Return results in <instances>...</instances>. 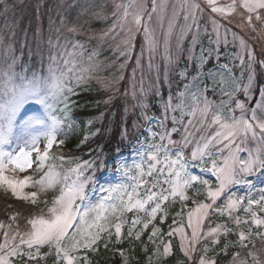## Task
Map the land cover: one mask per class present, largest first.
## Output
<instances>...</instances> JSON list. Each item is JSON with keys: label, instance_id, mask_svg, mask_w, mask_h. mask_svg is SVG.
Instances as JSON below:
<instances>
[{"label": "snow or ice", "instance_id": "snow-or-ice-1", "mask_svg": "<svg viewBox=\"0 0 264 264\" xmlns=\"http://www.w3.org/2000/svg\"><path fill=\"white\" fill-rule=\"evenodd\" d=\"M206 4L211 13L218 14L220 20L227 22L229 14L239 8L245 13L242 19L253 32L256 31L254 22L264 26V0H229L222 6L217 0H206ZM166 6L167 0H161L159 5L157 0H151L150 11L147 4H137V0L116 4L119 15L117 16V12L113 15L117 16V20L103 36L115 33L117 28L123 30L131 16V24L134 27L128 28L129 37L122 42L125 50L119 55L121 58L128 57L135 46L134 42H138L133 31L136 34L142 32L143 43L140 44V56L137 57L136 63L139 66L144 53L147 52L148 66L151 69L152 56L158 48V42L149 24L152 14L156 13L158 8L163 12ZM131 9L136 10L133 12ZM204 11L199 0H180L179 9L174 13V17L183 13L186 22L181 30V39L187 33H192L188 60L193 63V71H196L197 75L184 84V90L177 94V103H173L172 96H169L164 106V119L157 121L161 131H151L145 140L139 142L136 150L139 162H133L131 165L118 162L116 170L122 173L126 182L107 187L100 184L95 172L105 167L106 161L99 158L76 162L75 167L68 168L64 173L56 172L54 166L46 165L49 159H59L61 162L65 160L64 155L57 157L50 151L64 144L62 140L57 141L56 132L70 120L72 109L75 107L74 97L87 87L98 67L93 55L88 56L86 65L78 59L85 51L83 42L73 40L62 43L59 36L50 38L46 71H32L30 75L18 73L14 70L13 61V64L7 65L6 69L0 72V188L10 192L15 199L35 204L39 193L59 187V195L53 198L52 207L48 208L49 219L43 216L30 219L28 223L32 227L28 232L22 233L19 225L13 229L12 224H9L7 230L0 233L3 236V241L0 242V264H40L41 260L47 259L50 254H54L55 264H93L90 256L98 253L101 245L107 251L110 239L121 238L125 213H139L142 210L145 214L143 227H154L152 220L158 213L161 216L165 214L169 202L177 198L182 204L189 202V190H193L196 195H205L206 202L192 201L196 205V223H192L193 213L190 212L188 227L192 229L191 237L188 238L182 233V236L188 239L186 260H192L189 254L196 253L199 245L203 255L193 264H217V261L208 258V247H219L218 238L222 235H232L233 231L227 224L211 227L207 232L202 231L201 226L204 218L209 217L210 213L221 216L227 213L229 222L234 221L236 225L254 223L257 228L255 231H249L247 235L238 231V239L225 244L220 255H228L230 247L238 246L247 250V258L241 259L238 251L233 252L234 264L237 261L239 264H249L248 258L251 264H264V258L256 251L254 242L258 239L264 244V232L259 231L260 227H264V219L252 210L255 205L264 212V188L260 189L258 199L251 195L255 188L253 178L257 174L264 177V89L260 90V97L255 105L248 107L245 101L234 99V88L232 91H225L228 81L223 77L216 81L210 72L209 77L213 79L211 91L214 93L219 84L221 95L227 99L221 100L219 104L208 99V86L200 87L198 83L202 80L199 70L207 63V56L203 49L198 58L195 55L201 31H208L207 28L200 27ZM210 19L215 35V40L209 37L210 44L219 46L222 26L223 42L227 44L230 31L227 23L222 25L216 16ZM173 27L170 22L164 40V58L167 64L174 62L168 54V36ZM68 31L75 34L79 28L73 24ZM231 35L232 41L241 49V53H237L234 58L238 57L243 65L246 56L251 67L255 60L252 48L244 36L236 32ZM197 59L199 64H195ZM259 64L264 67V60L259 61ZM221 67L228 71L227 65ZM165 75L167 76V69ZM179 75L182 80L188 79L187 66ZM143 91L142 87L139 94L134 90L131 93L132 98L139 100ZM125 94H128L127 90ZM245 97L251 100L248 89H245ZM139 106L146 107L143 104ZM237 110L239 115H236ZM57 111L61 113L60 118L55 114ZM169 112L172 113L170 117ZM181 129V139H174V135L181 133ZM197 133L203 134L194 140ZM41 138L45 141L42 147ZM193 143L195 146L186 153L185 149ZM13 144L15 147H12ZM9 148L11 150H8ZM241 153L246 155L242 157ZM217 156L223 159L218 161L214 158ZM34 165L37 173L43 172L39 179H33L30 175L21 179L6 174L24 173L33 169ZM45 167L47 171H44ZM196 168L215 176L217 186L213 188L208 179L195 174ZM94 185H98L99 192L105 194L95 203L88 200V190ZM233 185L247 186L248 194L237 196L231 191ZM28 186L38 190L25 194L23 190ZM7 210L11 211V206H8ZM237 211L250 215L251 221H241L239 215L233 214ZM110 216L115 220L114 225L108 223ZM18 217L19 213H15L9 219L15 222ZM136 223L138 221L132 222L133 227ZM0 229H5L2 221ZM155 234L153 231L151 235ZM105 237L109 239L106 240ZM138 238V234L133 237L130 228L127 240ZM149 238L151 239V236ZM44 247H47V252H42ZM81 252L85 254L81 256ZM168 253L169 246H164L162 253L153 255L167 256ZM112 255L123 257V252L116 250ZM123 264H128V261L124 260Z\"/></svg>", "mask_w": 264, "mask_h": 264}, {"label": "rangeland", "instance_id": "rangeland-1", "mask_svg": "<svg viewBox=\"0 0 264 264\" xmlns=\"http://www.w3.org/2000/svg\"><path fill=\"white\" fill-rule=\"evenodd\" d=\"M127 2L128 0H0V72L5 70L7 65L13 64V61H15L14 70L18 73L30 75L32 71H46L50 51L48 41L50 38L55 39L57 36L61 37L62 43L80 40L85 44L83 55L78 57L83 64L86 65L88 63L89 55L94 56V62L98 65L97 70L87 87L80 90L78 96L84 95L89 90H95L98 95L100 93L104 95L99 99L101 111L94 118H88L86 121V130L88 132L83 136L82 143L88 144L93 139L99 137V133L103 134L104 131L106 138L112 133V128L109 126L112 117L109 113H114L116 119L117 107L121 109L122 114H125V125L120 131L118 130V135L115 139L114 137L108 138L105 144L100 145L104 147L102 149L98 147L97 151L90 157H88L89 154L74 158L65 156L63 162L59 159H49L46 161V165L54 166L56 172L64 173L68 168L75 167L76 162L99 158L106 161V166L96 170L95 175L98 178V182L104 184L106 187L126 182V178L122 173L116 170L118 162L126 163L127 165L139 162V157L136 155L139 142L145 140L151 131H161L160 125L157 122L159 121L158 118L148 119L146 123V118L152 115L151 107H156L160 110L164 118V106L169 96H172L173 103H177V94L184 90V84L197 75V72L193 71V63H190L188 60L192 33H187L181 39V30L184 28L186 22L183 19V13L174 17V13L179 9L180 0H167V6L163 12L158 8L157 12L152 14L149 27L158 42V48L152 56L151 62L153 67L151 69L148 66L149 54L147 52L144 53L140 65L138 66L136 63L137 57L140 56V45H138V42H134L135 46L128 57H120L119 53L125 50L122 42L129 37L128 28L134 27L131 24V16L129 17V22L124 25L123 30L117 28L115 33H110L107 37H104L103 34L108 32L117 20L119 12L115 7L116 4ZM199 2L205 9L200 20V27L201 29L207 28L208 30L207 33L201 31L199 43L195 48L197 58L201 55L202 49L207 56V63L199 70L202 73V80L198 82L199 86H208L209 91L206 95L210 101L216 104H219L221 100L227 99L226 96L221 95L219 84H217L214 93L211 91L213 86V79L209 77V73L211 72L215 76L216 81H219L221 77L228 81L225 91L235 89L233 92L234 99L245 101L248 107L254 106L260 97V90L264 89V67H261L259 64V61L264 60V26L258 22H254L256 31L253 32L245 20L242 19L245 13L239 8L229 14L227 22L220 20L218 14L211 13L206 0H199ZM228 2L229 0H217V3L221 6ZM160 3L161 0H157V4L159 5ZM137 4H147L149 11L151 9V0H137ZM135 10L131 9L130 11L134 12ZM114 12H117V16L113 15ZM212 16H216L222 25L227 23L230 29L227 44L223 42V26L220 28L222 38L219 46L217 47L214 43L210 44V36L212 40H215V35L212 32L213 24L210 19ZM170 22L174 27L168 36V54L174 62L167 64L164 58V40L165 35L168 33ZM73 24L79 28V31L75 34L68 31ZM232 32L244 36L252 48L255 60L251 67H249L246 56L243 65L238 57L234 58L237 56V53H241V49L237 43L232 41ZM133 35H136V41L139 40V36L143 43L142 32L136 34L133 31ZM195 64H199V59L195 61ZM222 65H227L228 71H225L221 67ZM186 66L189 73L188 79L182 80L179 73ZM157 67L159 71H157ZM166 69L167 76L165 75ZM134 70L135 75H133ZM141 87L144 90L143 94L139 96V100H134L131 93L135 90L139 94ZM245 89H248L251 100L246 99ZM126 90L127 95L125 94ZM78 96L74 97L75 107L72 109L70 120L56 132L57 141L62 140L65 142L64 139L69 137L77 126L75 119H73V114L76 113L77 109H80L76 105ZM140 104L146 105V107H141L139 106ZM232 106L234 107V104ZM55 114L58 118L61 117L59 111ZM239 114V110H237L236 115ZM168 115L170 117L172 113L169 112ZM176 115L178 116L179 113L177 112ZM140 120H143V124L140 123ZM143 128L145 134L141 135ZM182 133L183 129H181V133L174 135L173 138L180 140ZM201 134L203 133H197L194 140L199 139V135ZM44 142V139L41 138V147ZM110 144L115 145L109 151L112 152L113 157L108 152ZM121 144L125 145V150L123 151L119 149ZM194 146L195 144L193 143L188 149H185V152H190L191 147ZM12 147H15V144ZM92 148L94 147H91L88 153H92ZM8 150H11V148ZM50 151L52 155L57 157L64 155L59 147H54ZM224 155L226 156L227 153ZM245 155V153H241L242 157ZM214 158L218 161L223 159L220 156ZM30 170L24 173L8 172L6 174L9 176L15 175L21 179L25 175H30L33 179H39V176L43 174V172L37 173L35 170L33 173H30ZM44 171H47V167L44 168ZM195 174L208 179L213 188L218 184L215 176L211 173L201 172L200 168L195 169ZM253 183L255 188L252 190L251 195L258 199L260 189L264 188V177L257 174L253 178ZM37 190L33 186H28L23 191L26 194ZM231 191L236 193L237 196L248 194V188L244 185H233ZM51 193H54V195L50 196ZM58 195L59 187H56L49 189L47 192L39 193L35 204H31L29 201H18L24 210L21 211L20 209L18 212H8L4 219L0 218V221L5 225V229H0V233L7 230L9 224H12L13 229H15L16 225H19L22 233L31 231L32 226L28 221L41 216L49 219L50 213L48 212V208L52 207L51 201ZM102 195L105 194L99 192L98 185H94L88 190V200L93 203ZM187 195L189 202L186 205L182 204L179 198L173 202H169L165 209V214L161 216L158 213L157 217L152 220L154 227L150 225L148 229L143 227L145 214L142 210L139 213H125L122 222L121 238L110 239L108 250L114 251L116 248H120V251L123 252V261L127 260L128 264L136 260L138 256H142L144 264H193L194 261H198L200 256L203 255L199 245H197L196 253L189 254L192 256V260H186L185 249L188 246V239H185L184 236L191 237L192 229L188 227L190 212L193 213L192 223H196V205L192 201L206 202V200L205 195H196L193 190H189ZM8 199L18 200L13 198L10 192H5L3 188H0V208L3 206V202ZM252 210L257 213L258 217L264 219V212H261L257 206L254 205ZM15 213H19V217L13 222L9 217ZM233 214L239 215L241 221L250 222L252 219L250 215H246L243 211H237ZM134 220L138 221L135 227L132 224ZM174 220L175 223H173ZM108 223L114 225L115 220L110 216ZM224 224H227V227L233 231V234L219 237V247L210 245L207 256L217 261V264H234L232 253L238 251L241 259H244L247 258V250L241 249L238 246L236 248L230 247L228 255H220L224 245L236 241L238 239L236 235L238 231H243L247 235L249 231H255L257 226L254 223L236 225L234 221L229 222L227 220V213L224 216L210 213L209 217L204 218L201 228L202 231L207 232L211 227ZM130 228L133 231L134 238L137 234L139 235L138 239L127 240V232ZM153 231L156 233L154 236L151 235ZM259 231L264 232V227H260ZM182 233L184 236H182ZM146 234L147 237H145ZM150 236L151 239L149 238ZM105 239L108 240L109 238L105 237ZM2 241L3 236L0 234V242ZM254 242L256 246L260 245L261 248L262 243L258 239ZM164 246H169L167 256L153 255V253L157 252L162 253ZM137 247H141L138 252ZM214 247L215 251H213ZM47 251V247L42 248V252ZM107 251L101 245L99 252L107 253ZM257 252L261 258H264V251L261 253ZM84 254L83 252L80 253L81 256ZM143 256H145V260ZM90 259L92 260L91 256ZM248 260L249 264H251L250 258ZM40 264H55L54 254H50L47 259L41 260ZM236 264H239V261Z\"/></svg>", "mask_w": 264, "mask_h": 264}, {"label": "trees", "instance_id": "trees-1", "mask_svg": "<svg viewBox=\"0 0 264 264\" xmlns=\"http://www.w3.org/2000/svg\"><path fill=\"white\" fill-rule=\"evenodd\" d=\"M95 90H89L87 93L84 95L78 96L77 100V108L79 107L80 109H77V112L75 113L74 119L77 120L76 124L77 126L74 128V131L72 134H70V137H67L65 139L67 146L69 147V150L71 154L78 155H86L89 154L88 157H90L93 153H95L98 149H102L104 146H100L106 143V140L110 137H114V139L118 135V130L120 131L121 129V122L124 121V116L121 113V109L117 107V117L115 119V114L110 112L109 115H111V121L109 123V126L112 128V133H110L109 136H105V131L103 134L99 133V137L93 139V141H90L88 144H83L78 145V141L83 139V136L86 135L88 132L86 130V121L89 119L94 118L100 111H101V102L100 98H102L101 94H97L96 96ZM151 111H154L156 115H160L159 110L156 107H151ZM76 129V130H75ZM90 133V132H89ZM113 139V140H114ZM115 141V140H114ZM92 148V153H88V151ZM122 147V145H121ZM110 150L113 149L112 146L110 145L108 147ZM35 170L34 168L31 170L33 173ZM30 172V173H31ZM54 193H51L50 196H53ZM20 200H13V199H8L5 202H3V206L0 208V218L4 219V217L7 215L8 212H18L20 209L21 211L24 210L21 207ZM8 206H11V211L7 210ZM26 211V210H25ZM260 245L256 246V251H259L260 253L264 251V244H261L260 250ZM141 249V247H137V252ZM92 262L93 264H121L122 258L119 255H112V253H97V254H92L91 255ZM132 264V263H131ZM135 264H144L142 260L135 261Z\"/></svg>", "mask_w": 264, "mask_h": 264}, {"label": "bare ground", "instance_id": "bare-ground-1", "mask_svg": "<svg viewBox=\"0 0 264 264\" xmlns=\"http://www.w3.org/2000/svg\"><path fill=\"white\" fill-rule=\"evenodd\" d=\"M77 144H78V145H81V146L83 145V143H82V141H81V140H79ZM108 152H109V151H108ZM109 153H110V156H111V157H113V156H114V155L112 154V152H109ZM110 156H109V157H110Z\"/></svg>", "mask_w": 264, "mask_h": 264}]
</instances>
